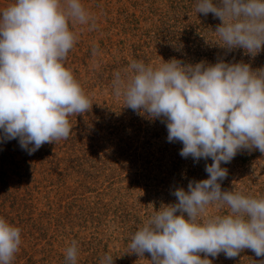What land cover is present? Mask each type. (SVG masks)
<instances>
[{"label":"rangeland","instance_id":"obj_1","mask_svg":"<svg viewBox=\"0 0 264 264\" xmlns=\"http://www.w3.org/2000/svg\"><path fill=\"white\" fill-rule=\"evenodd\" d=\"M13 2L0 0V10ZM81 3L92 20L69 23L79 38L65 67L93 103L91 110L69 117L68 139L46 143L31 155L18 138L0 142V217L21 229L13 264H67L65 250L73 240L77 264H102L106 254L114 264H149V253L129 254L132 235L162 204L177 202V188L187 190L189 181L208 178L210 158H183L182 143L167 140L164 122L124 107L123 98L114 95V72L132 60L155 66L173 58L264 68V46L252 56L218 45L222 41L214 31L221 21L197 13V0ZM221 167L228 170L222 190L264 197V153L243 149ZM208 211L223 215L227 208ZM208 259L212 264L264 261L250 249L231 259L223 253Z\"/></svg>","mask_w":264,"mask_h":264},{"label":"clouds","instance_id":"obj_2","mask_svg":"<svg viewBox=\"0 0 264 264\" xmlns=\"http://www.w3.org/2000/svg\"><path fill=\"white\" fill-rule=\"evenodd\" d=\"M195 11L220 19L214 31L219 46L252 56L264 46V0H197ZM90 20L81 0H14L0 10V142L18 138L31 155L68 139L69 117L91 110L93 103L65 67L79 38L69 23ZM162 61L132 60L114 72V95L124 107L164 122L167 140L182 143L183 158L212 163L205 166L207 179L177 188V202L162 204L143 222L129 254L147 252L149 264H212L209 256L231 259L245 249L264 257V197L221 188L228 175L222 163L243 149L264 153V68ZM209 207L227 212L209 215ZM21 243V229L0 217V264H13ZM78 255L73 240L65 250L67 264H77ZM102 264H114L113 257L106 254Z\"/></svg>","mask_w":264,"mask_h":264}]
</instances>
